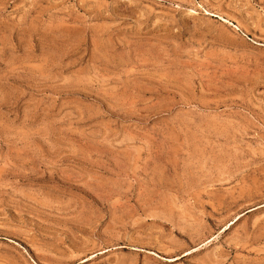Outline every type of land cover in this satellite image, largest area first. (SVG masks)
<instances>
[{"label": "rangeland", "instance_id": "1", "mask_svg": "<svg viewBox=\"0 0 264 264\" xmlns=\"http://www.w3.org/2000/svg\"><path fill=\"white\" fill-rule=\"evenodd\" d=\"M0 264H264V0H0Z\"/></svg>", "mask_w": 264, "mask_h": 264}]
</instances>
